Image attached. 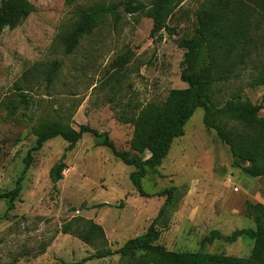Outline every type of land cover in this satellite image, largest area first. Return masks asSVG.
<instances>
[{
    "label": "rangeland",
    "instance_id": "obj_1",
    "mask_svg": "<svg viewBox=\"0 0 264 264\" xmlns=\"http://www.w3.org/2000/svg\"><path fill=\"white\" fill-rule=\"evenodd\" d=\"M27 1L33 7L27 18L0 32V193L13 188L22 158L34 144L31 127L42 119L59 120L75 130L87 125L105 132L116 150L127 151L132 128L118 117L162 101L171 89L186 87L179 80L183 49L176 40L191 33V13L202 2L184 0L168 20L174 34L161 32L158 41L149 35V18L123 10L127 1L146 5L149 0ZM96 5L109 13L71 54L64 55L55 43L56 33L69 24L76 10ZM257 33L261 37L257 50L238 78L218 84L216 95L223 102L238 93L263 106L258 115L264 118V86H248L264 51V25ZM122 55L128 62L111 70L114 59ZM52 61L60 69L50 85L21 82L29 68ZM16 86L25 95L26 105L18 102ZM7 101L14 107L11 116L2 107ZM201 116V108H196L161 164L141 179L148 197L139 196L129 182L132 167L106 147L96 146L97 138L88 133L64 153L62 177L51 184L48 170L66 142L59 137L45 141L30 153L11 206L0 199V264H122L118 255L81 262L94 249L59 233L60 226L73 217L90 219L108 235L104 248L115 250L145 231L164 201L156 195L168 188H173L175 203L169 213L163 212V224H156L158 244L175 252L247 257L252 245L248 238L232 243L203 239L210 231L226 236L254 228L244 205L264 204V177H248L234 167L227 147L202 126Z\"/></svg>",
    "mask_w": 264,
    "mask_h": 264
},
{
    "label": "trees",
    "instance_id": "obj_2",
    "mask_svg": "<svg viewBox=\"0 0 264 264\" xmlns=\"http://www.w3.org/2000/svg\"><path fill=\"white\" fill-rule=\"evenodd\" d=\"M74 1L65 0L67 4ZM183 1L149 0L146 5H132L127 1L123 4V10L129 14L140 12L149 18V35L159 41L162 39L161 32L167 36L174 34L175 27L169 26L168 20ZM32 11L33 7L27 0H0V32L5 28H14ZM107 13L109 9L102 5L76 10L69 24L56 33V45L64 55L71 54L80 40L89 36ZM191 17V33H184L176 40V44L183 49L179 80L186 87L171 89L162 101L150 102L136 113L118 117L132 128L127 151L116 150L105 132L99 133L87 125H79L75 130L59 120L42 119L31 127L34 144L22 158L23 166L13 188L0 193V199H6L11 206L30 164V153L39 150L45 141L54 137L66 142L64 152L48 170L50 183L59 181L64 169V153L70 151L84 133L96 137V146L106 147L122 164L132 167L128 174L129 182L139 196L148 197L141 189V179L153 173L161 164L173 140L183 135L184 125L196 108L202 110V126L212 130L227 147L232 165L248 177H264V118L258 115L263 106L250 103L238 93L229 95L223 102L216 95L218 84L238 78L248 57L257 50L261 40L257 31L264 25V0H202ZM127 62L125 56H119L114 59L110 69L119 70ZM59 69L56 61L43 67L32 66L20 79L25 85L43 82L48 86ZM248 86H264V51ZM19 90L16 86L18 102L26 105L25 95ZM6 105L2 104L8 110L6 116L13 115L11 101H7ZM172 190L168 188L156 195L163 196L164 201L145 231L126 240L115 250L104 248V232L100 225L90 219L73 217L60 226L59 233L74 237L94 249L81 262L118 255L122 264H264V204L258 202H245L244 205L245 215L254 223L252 230H235L226 236L210 231L203 239L206 243L213 240L232 243L241 237L248 238L252 245L245 258L199 251L175 252L158 244L156 224H163V212L169 213L174 206Z\"/></svg>",
    "mask_w": 264,
    "mask_h": 264
},
{
    "label": "crops",
    "instance_id": "obj_3",
    "mask_svg": "<svg viewBox=\"0 0 264 264\" xmlns=\"http://www.w3.org/2000/svg\"><path fill=\"white\" fill-rule=\"evenodd\" d=\"M260 203V202H259ZM106 204V203H105ZM94 222V221H93ZM95 223V222H94ZM97 224V223H96ZM104 236H105V239H107L108 238V235H107V233H106V231L104 230Z\"/></svg>",
    "mask_w": 264,
    "mask_h": 264
}]
</instances>
